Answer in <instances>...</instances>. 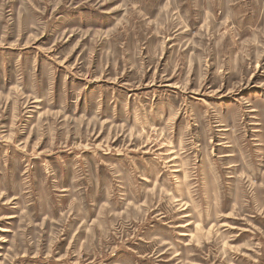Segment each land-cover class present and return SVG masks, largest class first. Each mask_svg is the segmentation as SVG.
Segmentation results:
<instances>
[{
  "label": "rangeland",
  "instance_id": "374dc122",
  "mask_svg": "<svg viewBox=\"0 0 264 264\" xmlns=\"http://www.w3.org/2000/svg\"><path fill=\"white\" fill-rule=\"evenodd\" d=\"M0 264H264V0H0Z\"/></svg>",
  "mask_w": 264,
  "mask_h": 264
}]
</instances>
